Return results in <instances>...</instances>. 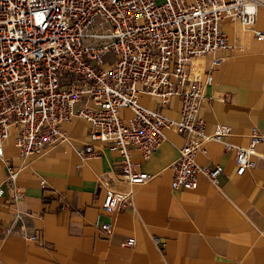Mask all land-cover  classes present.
<instances>
[{
    "label": "built area",
    "instance_id": "built-area-1",
    "mask_svg": "<svg viewBox=\"0 0 264 264\" xmlns=\"http://www.w3.org/2000/svg\"><path fill=\"white\" fill-rule=\"evenodd\" d=\"M259 8L264 0H0V159H7L3 149L11 133L18 155L27 157L64 139L63 123L82 119L89 140L120 156L127 188L104 181L101 203L103 211L113 212L126 209L133 185L150 178L131 158V149L147 158L172 128L184 142L171 166L170 186L195 188L199 174L216 184L223 166L201 165L196 154L205 152L206 139L221 140L228 126L217 122L211 132L204 131L199 107L211 75L199 59L209 54L212 65L223 60L214 55L228 47L221 28L225 18L262 40L264 32L253 28ZM140 93L157 105L139 102ZM173 95L181 98L177 118L161 110ZM124 108L130 116L122 115ZM263 139L252 125L248 143L233 145L235 174L254 166ZM230 145L224 142L225 148ZM77 152L86 157L97 150L86 142ZM5 163L3 182L18 200L23 193L15 183L17 170ZM99 228L109 233L111 225L101 222ZM118 243L132 246L135 237L119 236Z\"/></svg>",
    "mask_w": 264,
    "mask_h": 264
},
{
    "label": "crops",
    "instance_id": "crops-1",
    "mask_svg": "<svg viewBox=\"0 0 264 264\" xmlns=\"http://www.w3.org/2000/svg\"><path fill=\"white\" fill-rule=\"evenodd\" d=\"M221 28L228 47L214 56L223 60L212 65L209 54L199 59L211 75L199 114L205 133L217 122L228 132L221 140L206 139L205 152L196 154L201 165L223 166L218 182L199 174L195 188L170 186L171 166L184 138L167 128L166 138L147 158L131 149V158L150 178L133 185L126 209L105 212L104 181L118 190L127 184L120 177L119 154L89 140L86 121L63 123L64 139L27 157L18 155L11 133L3 149L7 159H0V264H264V139L254 166L240 175L235 174L233 146L248 143L252 125L264 134V37L256 40L251 30L229 18ZM253 28L264 32V8L258 9ZM138 100L157 105L145 93ZM180 107L181 98L173 95L161 110L177 118ZM121 113L131 114L127 108ZM86 142L96 154H78ZM224 142L231 145L225 148ZM5 162L17 170L15 183L23 193L18 200L3 182ZM101 222L110 223L109 233L99 228ZM129 235L135 237L132 246L118 243L119 236Z\"/></svg>",
    "mask_w": 264,
    "mask_h": 264
},
{
    "label": "rangeland",
    "instance_id": "rangeland-1",
    "mask_svg": "<svg viewBox=\"0 0 264 264\" xmlns=\"http://www.w3.org/2000/svg\"><path fill=\"white\" fill-rule=\"evenodd\" d=\"M104 60L105 61H109L110 60V57H105Z\"/></svg>",
    "mask_w": 264,
    "mask_h": 264
}]
</instances>
